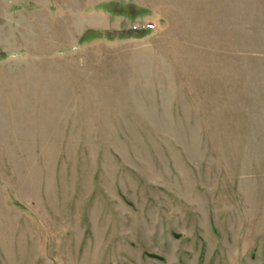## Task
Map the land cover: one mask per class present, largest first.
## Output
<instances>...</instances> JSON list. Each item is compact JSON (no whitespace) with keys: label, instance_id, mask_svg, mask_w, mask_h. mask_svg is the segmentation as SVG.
Wrapping results in <instances>:
<instances>
[{"label":"rangeland","instance_id":"rangeland-1","mask_svg":"<svg viewBox=\"0 0 264 264\" xmlns=\"http://www.w3.org/2000/svg\"><path fill=\"white\" fill-rule=\"evenodd\" d=\"M0 264H264V0H0Z\"/></svg>","mask_w":264,"mask_h":264}]
</instances>
